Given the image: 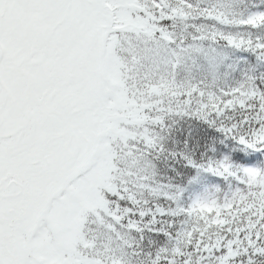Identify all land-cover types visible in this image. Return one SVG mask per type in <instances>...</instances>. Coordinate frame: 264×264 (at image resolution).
I'll list each match as a JSON object with an SVG mask.
<instances>
[{
  "label": "snow or ice",
  "instance_id": "snow-or-ice-1",
  "mask_svg": "<svg viewBox=\"0 0 264 264\" xmlns=\"http://www.w3.org/2000/svg\"><path fill=\"white\" fill-rule=\"evenodd\" d=\"M0 264H264V0H0Z\"/></svg>",
  "mask_w": 264,
  "mask_h": 264
}]
</instances>
